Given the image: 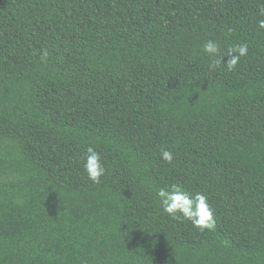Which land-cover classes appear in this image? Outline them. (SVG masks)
I'll list each match as a JSON object with an SVG mask.
<instances>
[{"label":"trees","instance_id":"1","mask_svg":"<svg viewBox=\"0 0 264 264\" xmlns=\"http://www.w3.org/2000/svg\"><path fill=\"white\" fill-rule=\"evenodd\" d=\"M261 9L0 0V264H264ZM209 40L248 54L210 69ZM172 184L208 197L214 232L163 212Z\"/></svg>","mask_w":264,"mask_h":264},{"label":"clouds","instance_id":"2","mask_svg":"<svg viewBox=\"0 0 264 264\" xmlns=\"http://www.w3.org/2000/svg\"><path fill=\"white\" fill-rule=\"evenodd\" d=\"M260 15L264 16V9H261ZM257 27L264 29V19L258 20ZM203 52L210 58V69H216L221 65H225L228 71H233L241 58L248 54V44H238L229 48L226 52H221L219 44L209 40L204 43ZM46 56L47 53L45 52L44 57ZM224 58H227L226 62ZM161 158L171 164L174 155L171 151L163 150ZM83 168L87 174V178L93 184H101V178L106 175V168L102 162L100 153L94 147H87L83 158ZM155 195L161 209L171 219L188 221L195 229L201 232H214L216 230L214 210L204 193H189L183 186L172 184L157 188Z\"/></svg>","mask_w":264,"mask_h":264}]
</instances>
